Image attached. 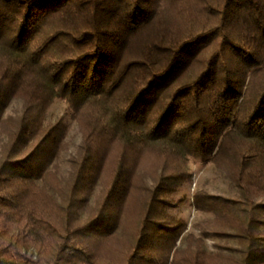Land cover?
Returning <instances> with one entry per match:
<instances>
[{
  "label": "trees",
  "instance_id": "1",
  "mask_svg": "<svg viewBox=\"0 0 264 264\" xmlns=\"http://www.w3.org/2000/svg\"><path fill=\"white\" fill-rule=\"evenodd\" d=\"M0 264H264V0H0Z\"/></svg>",
  "mask_w": 264,
  "mask_h": 264
},
{
  "label": "rangeland",
  "instance_id": "2",
  "mask_svg": "<svg viewBox=\"0 0 264 264\" xmlns=\"http://www.w3.org/2000/svg\"><path fill=\"white\" fill-rule=\"evenodd\" d=\"M67 112L68 103L63 99H57L50 107L47 118L55 121L67 114ZM76 126V122L72 121L71 129L67 135L70 149L63 154L61 159V164L65 170L67 169L70 153L76 149L78 144L79 138L75 134ZM189 170L192 178L173 196L174 205L169 210L175 218H179L187 223V230L179 242L180 245L186 243V238L191 233L197 237H204L203 226H206V221L213 218L212 213L199 211L195 208L193 198L197 191L203 190L216 195H233L236 193V187L226 177L225 172L219 169L213 162L192 160L189 164ZM205 244L207 250L210 252H228L223 246H233L236 244V240L209 236L205 238Z\"/></svg>",
  "mask_w": 264,
  "mask_h": 264
}]
</instances>
